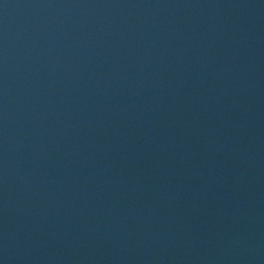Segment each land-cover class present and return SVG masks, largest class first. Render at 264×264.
Returning <instances> with one entry per match:
<instances>
[{"label": "water", "instance_id": "obj_1", "mask_svg": "<svg viewBox=\"0 0 264 264\" xmlns=\"http://www.w3.org/2000/svg\"><path fill=\"white\" fill-rule=\"evenodd\" d=\"M0 264H264V0H0Z\"/></svg>", "mask_w": 264, "mask_h": 264}]
</instances>
